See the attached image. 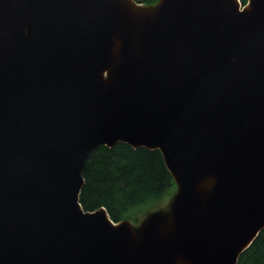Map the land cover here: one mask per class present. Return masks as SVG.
Returning <instances> with one entry per match:
<instances>
[{"label":"water","instance_id":"obj_1","mask_svg":"<svg viewBox=\"0 0 264 264\" xmlns=\"http://www.w3.org/2000/svg\"><path fill=\"white\" fill-rule=\"evenodd\" d=\"M247 3L250 15L222 0H161L134 42L147 67L129 76L130 51L103 89L99 66L115 67L101 2L0 0V264H166L178 250L192 264H237L264 228V0ZM118 142L161 151L179 189L162 224L178 240L162 243L160 223L137 236L129 220L81 207L86 159ZM204 170L217 181L198 220ZM104 215L128 224V260Z\"/></svg>","mask_w":264,"mask_h":264},{"label":"trees","instance_id":"obj_2","mask_svg":"<svg viewBox=\"0 0 264 264\" xmlns=\"http://www.w3.org/2000/svg\"><path fill=\"white\" fill-rule=\"evenodd\" d=\"M136 1L150 4L156 0ZM82 176L79 203L83 210L104 208L113 222L139 221L158 208L175 188L159 149L133 147L123 142L92 150ZM237 264H264V228L239 255Z\"/></svg>","mask_w":264,"mask_h":264},{"label":"bare ground","instance_id":"obj_3","mask_svg":"<svg viewBox=\"0 0 264 264\" xmlns=\"http://www.w3.org/2000/svg\"><path fill=\"white\" fill-rule=\"evenodd\" d=\"M101 2L109 11V15L113 24V35L111 38V42L108 48L105 51V59L107 60V64L114 65V72L111 74H107V65L99 66L96 74L97 82H100L103 85V89L112 86L114 80L120 76L117 71L119 66L123 61V53H121V40L118 37V33L120 30V22L121 17L125 9L131 8L132 3H122L120 0H98ZM228 7L232 9L235 14L239 15H250L253 12L252 7L249 3L243 5L241 0H222ZM132 4V5H131ZM161 8H157L156 10L150 11L149 19L152 18V23H154L157 19ZM137 40V37H136ZM134 49L131 50V60L133 64V70L128 73L129 76L135 77L140 74L143 69L147 67V52L145 48H140L138 45ZM138 49V50H137ZM145 71V70H144ZM106 72V73H105ZM107 74V75H106ZM217 181V174L214 171L204 170L202 173L198 175L193 183V191L196 194V218L200 219V214L203 206L206 204L210 196L214 191V186ZM261 186L264 191V168L261 173ZM104 220L109 224L111 229L117 233L122 242V253L125 260H128L131 257L133 250L135 249V243L132 242V235L130 230L128 229V224H120L113 223L110 221L108 216H103ZM12 224L9 222V225L6 226V229L11 232ZM14 229V226H13ZM156 236L157 238L164 244L173 242L178 238L175 235V226L173 223L162 224L160 223L156 226ZM255 231H252L249 236L239 245L238 250L245 248L252 237L255 235ZM128 262V261H127ZM125 261V264H127ZM166 264H192L191 260L185 255L184 251H176L174 252L168 262Z\"/></svg>","mask_w":264,"mask_h":264},{"label":"rangeland","instance_id":"obj_4","mask_svg":"<svg viewBox=\"0 0 264 264\" xmlns=\"http://www.w3.org/2000/svg\"><path fill=\"white\" fill-rule=\"evenodd\" d=\"M126 2L128 0H122ZM133 4V9L127 10L126 13L122 15L121 18V26H120V39H122V53L125 56L127 53L131 51L132 48L135 47L136 37L142 34L143 24L146 22H150L152 19H144L145 15L149 12L148 10H152L153 8H157L161 2V0H156L153 3L146 4L143 2H138L136 0H129ZM248 0H245L243 5H245ZM152 8V9H151ZM140 18L144 20L140 21ZM139 40V38H138ZM136 41V42H135ZM135 42V43H134ZM107 75V74H106ZM179 194V189L175 184V188L171 191V193L165 197L162 201V204L153 210H151L148 216L144 215L137 222H132V228L138 234L142 229H145L147 225L151 223H166L172 218L173 205L175 200L177 199Z\"/></svg>","mask_w":264,"mask_h":264}]
</instances>
